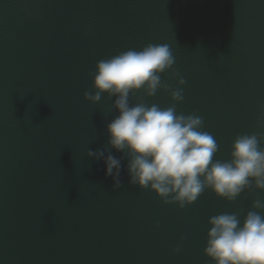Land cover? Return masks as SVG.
Here are the masks:
<instances>
[{"label":"water","instance_id":"95a60500","mask_svg":"<svg viewBox=\"0 0 264 264\" xmlns=\"http://www.w3.org/2000/svg\"><path fill=\"white\" fill-rule=\"evenodd\" d=\"M0 264H264V0H0Z\"/></svg>","mask_w":264,"mask_h":264}]
</instances>
